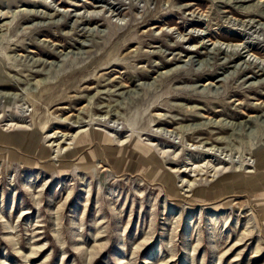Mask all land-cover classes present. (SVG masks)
I'll return each instance as SVG.
<instances>
[{"label":"rangeland","instance_id":"obj_1","mask_svg":"<svg viewBox=\"0 0 264 264\" xmlns=\"http://www.w3.org/2000/svg\"><path fill=\"white\" fill-rule=\"evenodd\" d=\"M0 264H264V0H0Z\"/></svg>","mask_w":264,"mask_h":264},{"label":"bare ground","instance_id":"obj_2","mask_svg":"<svg viewBox=\"0 0 264 264\" xmlns=\"http://www.w3.org/2000/svg\"><path fill=\"white\" fill-rule=\"evenodd\" d=\"M236 53V52H235Z\"/></svg>","mask_w":264,"mask_h":264}]
</instances>
